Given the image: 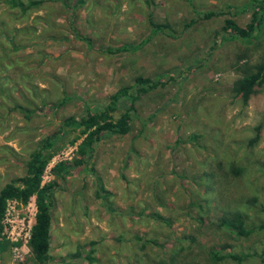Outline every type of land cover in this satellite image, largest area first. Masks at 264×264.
Instances as JSON below:
<instances>
[{"label":"rangeland","instance_id":"1","mask_svg":"<svg viewBox=\"0 0 264 264\" xmlns=\"http://www.w3.org/2000/svg\"><path fill=\"white\" fill-rule=\"evenodd\" d=\"M243 2L40 0L21 12L0 0V187L23 174L63 118L101 109L136 79L159 82L134 101L126 134L93 142L92 170L77 165L79 129L58 139L41 175L42 184L56 181L47 264H85L71 256L87 249L92 264L170 255L209 264L212 248L264 264V229L235 237L220 224L236 212L246 226L264 223V89L244 104L231 94L264 51V22L252 43L220 34L224 18L248 21ZM59 161L70 164L63 180L52 170ZM34 200L6 201L0 264H37L28 246Z\"/></svg>","mask_w":264,"mask_h":264},{"label":"trees","instance_id":"2","mask_svg":"<svg viewBox=\"0 0 264 264\" xmlns=\"http://www.w3.org/2000/svg\"><path fill=\"white\" fill-rule=\"evenodd\" d=\"M3 2L9 8H17L21 12H25L31 9L32 6L36 7L40 0H3ZM238 11L240 13L248 12L249 17L245 25L239 26L231 18H224L220 27V34L226 40L241 39L246 43H252L257 39L261 25L264 22V0L243 2L239 5ZM204 16L208 17L210 15L205 14ZM148 20L151 24H154L151 21V13H148ZM158 83L154 81L149 84L144 83L143 86L140 80L136 79L134 84L137 86H123L116 89L109 95L107 102L101 109L89 111L86 108L78 117L69 115L63 118L57 130L50 135L41 137L29 152L24 162L23 174L11 178L9 182L0 187V223L4 215L7 200L14 199L24 204L27 202L29 196H34L35 213L33 223L28 230V246L35 263L47 264L50 260L48 254L50 244L49 209L52 204V195L56 187V181L51 180L42 184L41 175L47 160L57 145L58 139L67 134L69 129H79L83 136L77 145V165H81L83 169L92 170V168H88V163L93 156V142L103 132L118 135L126 134L129 130L134 101L140 94L147 92ZM259 88L264 89V51L257 62L253 63L249 68L244 69L241 75L234 80L231 86V94L234 98H239L244 104ZM132 89L134 91L133 94H131ZM118 104L123 109L118 113L116 118H113L111 114L116 110ZM69 165L63 161L57 162L52 169L54 175L59 180H63L66 173L69 172L66 169ZM230 217V219L221 218L220 224L231 236L247 237L256 231L264 229V223H259L255 227L246 226L239 212L232 214ZM134 238L135 240H139L137 236ZM146 243L149 242L142 240L137 247L143 250ZM86 245L88 246V244ZM92 252V249H87L84 252L76 250L71 257H79L86 261L85 264H92L96 261ZM262 253H264V249L261 251ZM254 255L253 253L245 252H224L222 249L212 248L207 252L206 258L209 264H242ZM172 259V255H170L169 260L162 261L160 264H176ZM69 260L71 261V259Z\"/></svg>","mask_w":264,"mask_h":264}]
</instances>
